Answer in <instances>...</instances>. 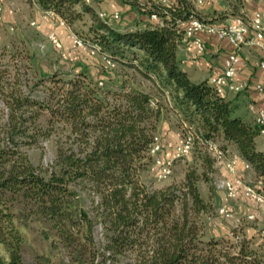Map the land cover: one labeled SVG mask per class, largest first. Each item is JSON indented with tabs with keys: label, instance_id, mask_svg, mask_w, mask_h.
Returning a JSON list of instances; mask_svg holds the SVG:
<instances>
[{
	"label": "trees",
	"instance_id": "trees-1",
	"mask_svg": "<svg viewBox=\"0 0 264 264\" xmlns=\"http://www.w3.org/2000/svg\"><path fill=\"white\" fill-rule=\"evenodd\" d=\"M25 2L40 12H53L83 44L96 47L99 57L150 82L167 99L177 120L191 129L197 146L179 181L152 188L142 174L149 170L157 178L159 171L150 153L161 115L158 100L134 85L126 73L115 75L104 66L105 72L94 78L92 65H78L76 76L66 79L68 88L61 89L51 106L48 100L30 97V88L13 62L16 53L3 46L0 246L5 256L0 253V264H25L20 255L22 237L14 223V212H22L23 207L53 231L56 242L52 243L58 242L65 250L69 264H119L125 258L129 259L125 264H264L263 238L254 241L240 226L232 228L230 235L205 231L204 217L211 213V204L201 196L199 182L208 184L215 171L205 140H220L218 147L226 153L225 147L231 146L261 178L264 194V149L257 144L263 126L237 115L234 99L219 96L207 79H191L177 58L183 41L181 24L189 18L211 20L203 19L189 0H175L151 5L150 11L161 24L119 29L99 18L82 0ZM83 13L90 20L84 35L72 29L73 21ZM62 50L66 54L63 45ZM55 75L41 77L59 82ZM38 110L66 125L79 142L67 147L57 144L52 163L44 171L32 164L24 150L41 138L35 124ZM159 143L157 155L171 158L172 150L167 156L161 139ZM81 183L89 186L88 195L97 198L91 202L92 216L80 204L77 189ZM16 204L21 207L17 209ZM95 220L104 232L100 251L93 240ZM263 233V228L258 230L259 237ZM39 264L49 262L39 256Z\"/></svg>",
	"mask_w": 264,
	"mask_h": 264
},
{
	"label": "rangeland",
	"instance_id": "rangeland-1",
	"mask_svg": "<svg viewBox=\"0 0 264 264\" xmlns=\"http://www.w3.org/2000/svg\"><path fill=\"white\" fill-rule=\"evenodd\" d=\"M13 1L15 0H12V2ZM20 1L22 2V5L17 4V2H19V0H17V2L15 1L17 5L13 3L10 8V10L13 11V21L8 22L7 24L0 20V48L4 46L7 50L16 53L13 62L16 64L15 68H17V72L20 74V79H22V82H26L30 88V97L37 101L48 100V104L53 106V101L59 97L58 95L61 92V89L68 88V85L65 84L66 79L76 76V72L79 69L78 65L87 68L92 65L93 68L96 69H92V75L94 78H98L101 72H105L103 70L104 65L101 57L98 55L90 56L86 50H78L72 44L65 47L67 58L62 59L59 52L47 41L46 35L39 32V20L36 19V11L33 4L31 5L25 2L26 4L23 5V0ZM146 1H148V4L145 3ZM189 1L205 20L209 19L211 22L220 23L223 22V19L233 16V13L227 11H220L219 13H213L212 15L209 13L204 14L195 6L193 0ZM101 2H103V0H92L88 4L93 6L97 13L98 10H100L99 5ZM105 4L119 9V19L116 21H109L112 26L118 27V24L125 17L127 11L144 13L148 17L153 3H150V0H107ZM125 6H129L128 9H126ZM111 7H109V9ZM140 8H142V10ZM33 20L35 23L30 24ZM89 23V16L83 13L80 15V18L78 17L73 21L72 29L79 34L84 35ZM27 55L30 56V59H27ZM108 72L115 75L126 73L128 77L130 76L134 85L150 93L156 100H158L159 104L162 106L158 129L155 134L158 141L161 139L159 132L162 125L166 126L167 130H170L179 137V140L187 132L191 133V129H189L185 123H181L177 120L176 115H174V113L167 107V99L163 97V95L160 94L150 82L136 74L132 75V71L120 67L118 63L111 67ZM53 73L56 74L54 80H60L59 82L51 81L47 77H41ZM40 78H44L45 80L40 81ZM98 86L102 87L103 84ZM26 90L28 89L26 88ZM37 114L35 124H37L38 129H41V136L39 135L41 138L36 145L24 147V150L32 164L36 166L38 170L44 171L48 169L52 163L57 144L62 145V147H67L68 144L75 146V144L79 142L75 140L73 134L69 133L66 125L56 121L54 117H50L45 110H38ZM217 142L222 144L220 140H217ZM195 146L197 145L193 142L191 152L187 156L174 159L171 162L169 173L165 177L161 179L155 178L148 170L142 174L143 181L146 184H150L152 188L161 187L169 182L179 181L182 178L186 165L190 162L193 147ZM225 148L228 150L227 154H230L231 148L227 146ZM214 167L215 171L211 175V181L208 184L199 182L201 196L208 199L211 204V209L209 211L211 213L204 217L206 223L205 231L209 234L230 235L232 228L240 226L243 233L254 236V241H261L259 238L264 239V233L263 237H259L258 230L261 228L264 229V220L259 212H254V209L249 202L243 200L239 201L238 198H236V200L229 199L225 196L222 190L217 189L215 187V182L218 180V170H220V167L217 164H214ZM253 181L254 180H250V182ZM207 186H210V191L207 190ZM77 190L80 196L81 206L87 211L89 216H92L91 202L92 200L97 199L96 196H91L86 193L89 190V186L85 183H81V187ZM16 206L17 209L21 207L20 204H16ZM221 206L228 209L227 215L217 212V209ZM247 209H253V211L243 212ZM28 210V207H23L22 212H14V223L22 237V242L20 244L22 261L25 264H39V256H45L49 264H69L64 255L65 250L60 247L58 242L56 245L57 247L52 243L56 242L53 231L51 229L47 230L45 223L40 221L35 213L29 212ZM250 214L254 217L248 218L247 216ZM93 240L95 247L100 251L105 239L102 226L97 220H95L93 225ZM0 253L2 256H5V252L1 246ZM61 257L63 258V261H61ZM98 258L99 257H97L96 260H98ZM128 260V258H125L119 264H125Z\"/></svg>",
	"mask_w": 264,
	"mask_h": 264
},
{
	"label": "built area",
	"instance_id": "built-area-1",
	"mask_svg": "<svg viewBox=\"0 0 264 264\" xmlns=\"http://www.w3.org/2000/svg\"><path fill=\"white\" fill-rule=\"evenodd\" d=\"M85 3H89L92 0H82ZM264 4V0H261ZM199 3V0L196 1ZM2 6L0 4V20H1ZM99 18L107 21H116L119 19L120 13L118 11L105 12L98 11ZM148 18L155 21L157 24H161L159 16L155 12H149ZM41 21H49L52 24H56L64 27L67 30L68 38L71 44L80 50H86L88 55H98L97 48L83 44L74 34H72L62 20L58 19L56 15L51 11L40 12L37 18ZM34 20L30 24H34ZM196 32H204L205 34L215 36L218 39H225L231 46L232 50L227 53L222 61V69L220 73L211 75L208 78V83L212 85L214 91L219 96H226L227 94H236L241 91V85L235 79L236 65L239 61V55L237 50L242 46H249L258 49L261 54V59L258 62V67L264 70V15L255 11L248 19H244L241 16H232L223 22L214 23L209 21L199 20L197 18H189L185 21L183 27V38L191 37L190 41L192 45L198 50L203 51L202 41L194 37ZM47 41L55 48L62 59H66L67 56L62 50V44L58 39L55 32L51 31L46 35ZM103 64L107 68L114 66V62L108 58L101 57ZM100 84V82H98ZM254 88L260 92L264 97V87L260 84H255ZM254 122L263 126L260 133L264 135V110L258 109L255 111ZM206 151L214 158L215 164L225 170L231 177L220 178L215 182V187L222 190L225 196L229 199H236L239 196L245 200L251 202L254 212H259L260 216L264 220V194L262 191L263 182L261 178H256L253 182L246 181L241 175H238L236 168L240 165L243 169L249 168L248 165L240 160L236 154L228 155L226 152L218 147L216 141L208 139L205 140ZM193 136L192 133L187 132L183 137L172 147L171 158L162 159L157 155L160 151V143L157 136L153 138L151 143L150 153L154 155V163L158 166L159 171L157 178L161 179L169 173L171 162L175 158H181L187 156L192 149ZM217 212L223 215H227L228 209L221 206L217 209ZM253 218L252 214L247 216Z\"/></svg>",
	"mask_w": 264,
	"mask_h": 264
},
{
	"label": "crops",
	"instance_id": "crops-1",
	"mask_svg": "<svg viewBox=\"0 0 264 264\" xmlns=\"http://www.w3.org/2000/svg\"><path fill=\"white\" fill-rule=\"evenodd\" d=\"M17 2V0H15ZM15 1L12 0H0L2 6L1 20L8 24V22L13 21V11L10 10L11 6ZM107 0H103L100 3V10L107 13L112 11H118L117 7H111L106 5ZM175 0H150L153 4H170ZM195 6L200 12L206 14L219 13L220 11H227L233 13V16L238 15L248 19L253 12L258 11L264 15V4L261 0H193ZM148 4V1L145 2ZM17 4L22 5L19 0ZM15 3V5H17ZM26 4L23 0V5ZM36 11V19L40 15V11L33 4ZM93 7V6H92ZM109 7H111L109 9ZM128 9L129 6H125ZM124 7V8H125ZM94 8V7H93ZM147 8V7H145ZM95 9V8H94ZM142 10V8H140ZM230 18V16H229ZM228 19V18H226ZM226 19H223L226 20ZM209 20V19H208ZM213 22V21H212ZM155 21L150 20L144 13H134L127 11L125 17L118 24L119 29H134L141 28L143 26H148L154 24ZM185 23L181 26L184 27ZM54 26V27H51ZM55 32L57 37L60 39L64 49L70 43L68 39L67 30L59 25L52 24L49 21H41L39 19V32L47 35L49 32ZM194 37L199 38L203 43V51H198L191 43L189 38H183V41L179 44L177 50V58L181 64V67L186 71L189 77L193 80L207 79L214 74L220 73L222 69V61L229 53L232 48L230 44L225 39H218L215 36L205 34L204 32H196ZM239 55V61L236 65L235 79L241 85L242 89L236 94H227L226 98H232L237 104V109L235 113L240 115L248 122H254L255 111L258 109L264 110V97L262 94L255 90L254 85L260 84L264 87V70L258 67V62L261 59V54L258 49L249 46H242L237 50ZM159 135L161 137L162 145L165 154L170 155V150L178 142V138L173 132L167 130V127L162 125ZM258 147L264 149V135H259L257 137ZM230 154H235L231 146ZM169 150V152H168ZM228 152V150H226ZM216 166V165H215ZM218 179L220 178H230L231 176L222 168L218 170ZM236 172L241 175L244 180H255L257 177L250 168L243 169L240 165L237 166ZM264 181V179H263ZM239 201H247L240 196ZM236 200V199H235ZM235 202V201H234ZM249 204L252 206L251 202ZM229 208V207H228ZM253 208V207H252ZM252 210H244L243 212H252Z\"/></svg>",
	"mask_w": 264,
	"mask_h": 264
}]
</instances>
